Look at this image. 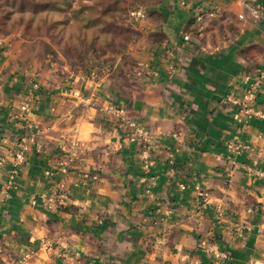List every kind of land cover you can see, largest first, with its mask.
Segmentation results:
<instances>
[{
  "label": "crops",
  "instance_id": "crops-1",
  "mask_svg": "<svg viewBox=\"0 0 264 264\" xmlns=\"http://www.w3.org/2000/svg\"><path fill=\"white\" fill-rule=\"evenodd\" d=\"M256 3L257 18L239 0L141 2L121 51L83 72L0 37V188L27 144L0 194V264L264 263V81L261 114L234 118L264 72Z\"/></svg>",
  "mask_w": 264,
  "mask_h": 264
},
{
  "label": "rangeland",
  "instance_id": "rangeland-1",
  "mask_svg": "<svg viewBox=\"0 0 264 264\" xmlns=\"http://www.w3.org/2000/svg\"><path fill=\"white\" fill-rule=\"evenodd\" d=\"M140 0H0V37L20 42L29 62L83 72L111 60L133 35Z\"/></svg>",
  "mask_w": 264,
  "mask_h": 264
},
{
  "label": "built area",
  "instance_id": "built-area-1",
  "mask_svg": "<svg viewBox=\"0 0 264 264\" xmlns=\"http://www.w3.org/2000/svg\"><path fill=\"white\" fill-rule=\"evenodd\" d=\"M239 1L244 6H246V8L249 10L250 15H252L254 18L259 17L262 11V6L258 5L256 3V0H239ZM131 16H134L135 18H141L144 16V12L143 11L132 12ZM239 17L243 18V15H239ZM196 18L197 20H199L201 19V16H198ZM182 40L184 42L189 41L190 35L188 33H183ZM263 81H264V72H259L253 81L246 83L243 87L241 100L236 102V110L234 114V118L237 122V128L240 130L245 129L248 126L250 119H252L255 116H259L261 114V111L257 105L258 103L257 99H258L259 92H260ZM225 100L229 102H233L234 101L233 94L229 93L226 96ZM23 111L26 112L27 109L23 108ZM106 111L114 115H122V109L116 108L113 106H109L108 108H106ZM125 123L129 127V129H131L132 133H134L136 136L140 138H143L144 140L146 139V132L141 126L127 119H125ZM225 144H226V147L229 148L231 151L235 150L234 145L231 144V142H225ZM20 147H21V150L14 153V167L9 172L8 182L0 188V194L2 196H6L8 194V191L11 185V179L13 175L17 172V167L23 162V152L22 151L27 149V144L24 139L20 141ZM145 153H146V149L145 148L141 149L140 154H141V157H143L144 159L146 158ZM3 163H4V160L0 159V165H2ZM143 168H144V172L147 173L149 171V165L147 163V160H143ZM56 198H57L56 204L63 203L62 194L56 195ZM208 249L212 251L215 254V256H217L218 258L225 257V254L223 252H220V250L218 249L217 245L214 242L209 243Z\"/></svg>",
  "mask_w": 264,
  "mask_h": 264
},
{
  "label": "trees",
  "instance_id": "trees-1",
  "mask_svg": "<svg viewBox=\"0 0 264 264\" xmlns=\"http://www.w3.org/2000/svg\"><path fill=\"white\" fill-rule=\"evenodd\" d=\"M140 1H141V2H145V1H149V0H140ZM103 61H105V62H106L107 60H103Z\"/></svg>",
  "mask_w": 264,
  "mask_h": 264
}]
</instances>
